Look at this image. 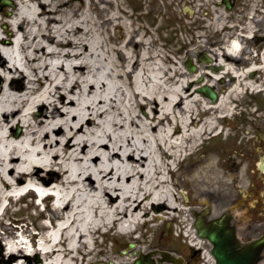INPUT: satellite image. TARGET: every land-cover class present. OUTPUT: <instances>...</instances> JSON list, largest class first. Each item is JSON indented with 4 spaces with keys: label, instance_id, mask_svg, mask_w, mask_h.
I'll return each instance as SVG.
<instances>
[{
    "label": "bare ground",
    "instance_id": "1",
    "mask_svg": "<svg viewBox=\"0 0 264 264\" xmlns=\"http://www.w3.org/2000/svg\"><path fill=\"white\" fill-rule=\"evenodd\" d=\"M117 4L17 0L10 14L0 12V221L5 201L55 192L43 198L47 205L39 215L48 221L37 224L40 231L21 227L40 261L24 252L22 239L8 246L0 240V264H106L94 260L104 252L97 249L98 234L114 230V236L127 238L134 227L150 223L148 229L157 230L166 221H177L178 235L196 246L200 236L190 211L196 213L195 202L232 177L233 146L202 151V143L217 136L215 123L222 116L233 115L234 96L261 88L254 73L264 70V56L258 64L243 53L251 52L244 38L264 23V10L250 17L248 35L239 32L217 55L207 53L217 59L210 67L221 70L197 73L203 82L194 88V75L152 49L153 27L133 29L132 14ZM106 10L102 25L116 24L121 33L124 27L122 41L110 26L97 27L93 12ZM213 17L207 28L226 23L223 11ZM247 61L241 69L238 64ZM226 74L230 82L221 94L217 79ZM207 84L218 91L216 101L199 91ZM239 162L242 179L245 158ZM26 187L24 195L14 196ZM215 215L212 209L209 218ZM4 229L16 231L13 224ZM138 252L148 259L139 247L125 250L114 264H133Z\"/></svg>",
    "mask_w": 264,
    "mask_h": 264
},
{
    "label": "rangeland",
    "instance_id": "2",
    "mask_svg": "<svg viewBox=\"0 0 264 264\" xmlns=\"http://www.w3.org/2000/svg\"><path fill=\"white\" fill-rule=\"evenodd\" d=\"M13 5H3L0 8V12L4 14H10L7 9L13 8L17 0H12ZM79 1V0H78ZM223 0H118L119 7H125L127 12L132 14L130 21L132 22V28H137L138 25L152 26V43L153 48L159 51H163L167 54L169 59H175L181 65L182 68H188L186 66V59L192 57L198 63L197 71H189L190 77L193 75L197 78L195 81L194 88L203 82L201 75L197 74L201 71L215 70L219 72L221 70L220 65L210 67L211 63H216L217 59L214 56L212 61H199V55L206 51L207 53H213L217 55L215 51L221 52L225 47L227 48L229 40L242 32L248 35V30L245 28L249 25L250 17L254 16L255 13L259 14V8L264 10V0H232V7L227 9ZM188 6L190 9H188ZM115 8H117L115 6ZM110 11L113 7L110 6ZM117 10V9H116ZM131 10V11H130ZM223 11L227 15L226 23L222 25L217 22L216 29L207 28V22H213L216 11ZM109 11V12H110ZM106 11L93 12V16L96 18L97 27L110 26L112 34L117 40L122 41L125 37L126 29L122 28V33L117 25H102L106 14ZM118 10V14L125 16L127 13ZM197 20V21H196ZM205 23V25H204ZM236 24V27L232 25ZM123 25V24H122ZM5 23L1 25L4 28ZM256 31L244 38L245 47L251 50L250 53H243L251 57L255 62L262 63V56H264V23L257 24L254 26ZM147 36H144L146 38ZM151 38V37H150ZM257 38H259L257 40ZM140 48L143 47V43L140 44ZM250 61L239 63L241 69L248 67ZM170 64V63H169ZM196 72V74H195ZM251 76V72L247 73ZM255 82L260 84L261 88H264V70H257L254 73ZM230 75L226 74L224 80L221 78L217 79V89L223 94L229 86ZM245 88L244 90H246ZM244 90L236 96L234 115L224 119L223 123L226 125L229 136L225 132L218 134L217 136L211 137L202 143V151L208 150L212 146L221 147L224 149L225 146H233L231 151L235 154L236 158L232 163V177L225 182L221 180L217 184V188L213 192V195L207 193L204 196V200H197L194 205L197 208V214L204 211L206 208L214 209L217 217L220 213L225 211H234V204L230 203L235 199V192L238 188H245V177L248 175V160L246 154L241 147V142L244 143L248 137V131L250 130V122H261V117L264 116V92H244ZM264 90V89H262ZM234 98V97H233ZM232 98V99H233ZM244 105L246 109L238 113L240 106ZM234 105V103H232ZM41 112V110H38ZM225 129V130H226ZM244 153V154H243ZM243 155V156H242ZM203 156V153L195 155L194 161L198 160ZM245 158V168L243 172V178L238 179V173L240 171V159ZM185 166V165H184ZM239 168V169H238ZM183 170V168L181 169ZM172 178V177H171ZM175 178V177H174ZM187 193V190H185ZM204 195V194H203ZM202 195V196H203ZM184 204L192 206L187 202V197L181 193ZM226 200L221 202L219 199ZM22 201V202H21ZM18 203H13L10 208L7 209L6 217H11L12 220H16L13 224L18 226L29 225L30 231L35 230V225L45 223L39 215V212L43 209L40 206H33L32 202H35L31 197H26ZM159 208V207H158ZM245 209V208H244ZM210 211V212H211ZM209 215H205L208 219ZM240 216L245 220L246 214L240 211ZM191 221L195 222L197 215L193 211H190ZM160 222V221H159ZM5 230V229H4ZM150 230V229H149ZM28 231L27 233H29ZM178 222H160V227L157 230H150V232H143L139 237L133 239L119 238L116 236H108L109 239L101 236L99 239L100 246L97 249L102 248L104 252L97 254L94 258L95 261L102 260L104 258L106 264H110V261H116L122 259L127 255L125 250L132 252L139 249V247L146 248V254L150 253L153 255L156 264H176L171 260H167L162 252H170L181 256L183 261L187 264H211L209 253L211 254L212 243L208 238L199 237L200 242L196 246L191 244L190 240L183 235H178ZM104 241H101L102 239ZM5 242L4 239H0ZM134 242L135 246L131 247L130 242ZM8 246V244H7ZM38 254H31L32 261H40ZM139 256V252L132 256L134 261ZM177 257V256H176ZM159 259H162L160 261ZM9 264H13L9 261Z\"/></svg>",
    "mask_w": 264,
    "mask_h": 264
},
{
    "label": "flooded vegetation",
    "instance_id": "3",
    "mask_svg": "<svg viewBox=\"0 0 264 264\" xmlns=\"http://www.w3.org/2000/svg\"><path fill=\"white\" fill-rule=\"evenodd\" d=\"M261 119L258 123L250 122L247 140L240 143L248 160V175L246 174L244 182L246 186L244 189H236L235 199L229 201L234 204L231 217L235 221L233 226L238 231L242 244L264 234V116ZM238 176L241 179L239 173ZM219 200L226 201L222 198ZM240 211L245 212V220L240 216ZM256 260L258 264H264V248Z\"/></svg>",
    "mask_w": 264,
    "mask_h": 264
},
{
    "label": "water",
    "instance_id": "4",
    "mask_svg": "<svg viewBox=\"0 0 264 264\" xmlns=\"http://www.w3.org/2000/svg\"><path fill=\"white\" fill-rule=\"evenodd\" d=\"M227 8H231L230 0H224ZM12 4L8 0H0V5ZM210 59V58H209ZM187 65L191 71L196 69V64L191 59L187 61ZM199 91L205 95L211 97L212 100H217L218 92L210 85H202L199 87ZM19 129H17V133ZM209 209H205L201 213L195 225L198 229L200 236L207 237L213 243L212 254L216 258L217 264H257L255 258L258 252L264 246V235L257 238L250 244L241 245L234 228L228 224L229 214L224 213L220 217L212 220H206L205 215H208ZM133 245V244H131ZM168 260H172L176 263L181 262L180 258H176L169 254H164ZM144 256L141 255L134 264H153L151 259L144 260Z\"/></svg>",
    "mask_w": 264,
    "mask_h": 264
}]
</instances>
